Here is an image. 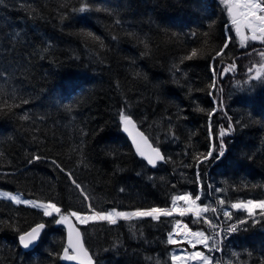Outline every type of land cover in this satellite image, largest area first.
<instances>
[{
	"label": "trees",
	"instance_id": "16d2710c",
	"mask_svg": "<svg viewBox=\"0 0 264 264\" xmlns=\"http://www.w3.org/2000/svg\"><path fill=\"white\" fill-rule=\"evenodd\" d=\"M226 26L216 0H0V194L52 200L62 212L169 208L175 195L207 196L217 185L227 205L264 200V87L233 100L236 134L224 157L194 159L216 143L210 65L235 54ZM226 35V54L213 61ZM193 48L197 58L181 62ZM121 109L167 162L151 169L136 155ZM34 155L43 159L29 163ZM57 219L0 197V264H65ZM177 219L188 221L174 213L81 230L95 264H171L176 246L166 241ZM40 223L39 246L24 252L19 235ZM229 241L245 264H264V217L247 218Z\"/></svg>",
	"mask_w": 264,
	"mask_h": 264
},
{
	"label": "snow or ice",
	"instance_id": "6c2138e0",
	"mask_svg": "<svg viewBox=\"0 0 264 264\" xmlns=\"http://www.w3.org/2000/svg\"><path fill=\"white\" fill-rule=\"evenodd\" d=\"M222 3L226 6L227 14L230 17V26H226L228 31L234 29L236 35L242 45H245L248 41H260L264 43V0H222ZM90 8V5L83 4L78 11L83 13ZM101 9H97L99 11ZM119 23V21H117ZM246 31L250 35L246 34ZM81 34L86 38H90L95 41H100L101 46L103 42L99 36H96L92 31H81ZM175 35V33H173ZM195 35V33H192ZM116 39V37H113ZM233 39L232 36L226 35L225 42L221 48H219L215 55L211 57L213 61L216 58L222 57L226 54L225 50L229 47V43ZM147 46V45H146ZM261 58V62L258 66L249 67L247 71L252 73L255 68V77H249L250 79L261 78V74L264 73V49L257 50L252 49ZM198 50L193 48L190 54L182 57L181 62L184 60H192L197 58ZM235 64H230L227 68L217 71L214 65H210L211 71L213 73L212 83L209 85L210 88H216L217 80L222 77L228 71L235 70ZM211 95V92L209 93ZM21 103L27 104V100H23ZM19 107V105H15ZM11 106H9V111ZM216 109H213L209 113L211 117ZM23 120H28L29 116L27 114L20 117ZM119 119L123 125L124 131L132 137L133 143L136 146L137 153L143 157L148 165L156 167L158 162H167L170 158L166 157L160 150L159 147H154L149 143V140L142 132L136 131V124L130 114H128L126 109H121L119 112ZM229 123L227 128L221 127L219 132V143H212L209 150L206 153L199 154L194 157L197 165L207 164L210 161L219 160L224 155L225 145L223 141V136L226 134L227 130L232 129V121L229 117ZM43 157L33 156L28 162L32 163L34 160H40ZM55 164L56 161H53ZM57 167L61 168V171H65L59 164ZM71 179V182L75 185L77 189H81V185L76 182L71 172L66 173ZM197 183L203 186V178L199 172H197ZM82 190V189H81ZM123 191V189H121ZM216 192L222 191V189L216 188ZM11 200L19 203L30 204L32 207H39L43 209L44 215L53 217L58 216L59 219L55 220L57 224H68V236H67V246L63 249L61 258L68 261H78L79 264H94L93 256L89 254V251L84 248L81 241V232L79 228L70 222V217L75 218L80 225H87L91 222H106L110 225H116L119 221H132L133 219L151 218L152 220L159 221L161 217H172L173 214H177L179 217H184L186 215L192 214L194 216L195 222H203L208 224L209 227L217 229L218 224L213 223L211 219L204 216L210 210V205L200 206L197 202L200 201L201 197L199 194L193 196L192 194H182L175 195L172 197L171 204L169 208L161 207H149L147 209L138 208L133 211H122L116 208L112 209H96L94 205L89 204L87 208L83 211H71L62 212L61 208L56 202L49 200L44 203H39L30 200H21L17 196H10ZM90 199L85 196V200ZM183 201V206H178V202ZM220 205L225 204L224 199L218 200ZM231 209L244 210L247 213V217H255L259 215L264 217V200H247L232 203L230 205ZM257 209L260 211L257 212ZM212 212H216L217 209L211 208ZM224 217L231 219L232 212L225 211L223 213ZM247 222V218L241 219L237 224H244ZM254 222H258L255 221ZM237 224L229 225L228 231L235 232L238 230ZM45 227L43 223L37 224L32 227L29 231H24L18 237L19 243L25 248H29L39 237L40 231ZM222 235L221 232L206 233L204 230L193 231L187 223H182L181 220L177 219L174 224V231L170 232L167 238V244L169 245H181L187 242L191 246V251L188 249H181L180 252H174L170 256L171 264H191V262H196V264H220L219 261H214V258L210 253L222 251L220 248L219 237ZM197 246H202L206 251L196 250ZM183 253V254H181ZM159 264V262H157Z\"/></svg>",
	"mask_w": 264,
	"mask_h": 264
},
{
	"label": "rangeland",
	"instance_id": "374dc122",
	"mask_svg": "<svg viewBox=\"0 0 264 264\" xmlns=\"http://www.w3.org/2000/svg\"><path fill=\"white\" fill-rule=\"evenodd\" d=\"M217 1L223 7V10H224L225 14L227 15V17H229V15L227 14V11H226L225 4L222 3V0H217ZM247 33H249V32L246 31V34ZM235 38L237 40L236 41V52L231 59L235 58L238 55V53L241 51L239 54L241 57V60L240 61L236 60L235 62H228L229 64H223L221 66L220 70L227 68L230 64H235V66H236L235 70L234 71H231V70L228 71L226 73V76L228 73H231L232 84L234 86H236L239 90H241L242 89V86H241L242 81H245L244 87L250 88L251 85L259 84L264 79H263V73L261 74V78H259V79H256V78L250 79L249 78V77H255V68H254L252 73H249L247 71V69L249 67L258 66L259 63L261 62V58L255 52L248 53L246 55V57H242V55H245V52H242V44L240 41H238L239 37L236 35ZM251 42L254 45L259 44V48H260V45L263 46V48H264V43H261L260 41H251ZM223 79H224L223 76L219 77L217 80L218 84L221 85V82H222L223 85H229V84L225 83L223 81ZM219 89H220L219 86H217L216 88H213V91H212L213 95L219 93ZM226 104H228V102ZM228 108L231 111L232 107L227 106L226 110ZM215 114H216V112H215ZM221 123H225V121H221ZM226 128H227V126H226ZM216 188L222 189V191H220V192L214 191V193L212 192L207 196H201L200 201H198L197 203L200 206H203V205H210L211 206L210 210L207 213H204L203 215L208 217L209 219H211L213 221V223L218 224L219 227L217 229H213V228L209 227L208 224H205L203 222H195L194 223L193 222L194 216L192 214L186 215V218H188V221L183 220V219H180V220L182 221V223H187L193 231L204 230L206 233H215L217 231L222 233V235L218 238L219 242H220V248L222 249V251H219V252L214 251V252L210 253V255L213 256L214 261H219L220 264H245L243 253L241 251L237 250L235 248V246L232 243H230V241H229L230 233H233V232H229L228 227H229V225L237 224V222L241 219H245L247 217V213L242 209L241 210L231 209L230 205H227L226 203L224 205H220L218 203V200L224 199V195H223L224 190H223L222 185H217ZM0 197L5 198V199H10L9 198L10 195L0 194ZM183 205H184L183 201L178 202V206H183ZM211 208H215V209H217V211L214 213L211 211ZM40 209L43 212V209L42 208H40ZM225 211L232 212V218L231 219L224 217L223 213ZM259 211L260 210L257 209V212H259ZM259 217L260 216L257 215L255 217H247V218L259 219ZM136 220H138V219H133L132 221H136ZM132 221H129V222H132ZM90 223H94V222L90 221L88 224H90ZM239 225L240 224H237V228L240 227ZM175 246L176 247L173 249L172 254H174V252H180L181 249H188L189 251L192 250L191 246L188 245L187 242H184L179 246H177V245H175ZM196 250L206 251L205 249L202 248V246H197ZM181 254H183V253H181ZM191 264H196V262H191Z\"/></svg>",
	"mask_w": 264,
	"mask_h": 264
},
{
	"label": "water",
	"instance_id": "95a60500",
	"mask_svg": "<svg viewBox=\"0 0 264 264\" xmlns=\"http://www.w3.org/2000/svg\"><path fill=\"white\" fill-rule=\"evenodd\" d=\"M217 1V0H216ZM218 2V1H217ZM219 3V2H218ZM221 6V5H220ZM222 7V6H221ZM222 9H223V7H222ZM224 11V10H223ZM225 13V12H224ZM226 15V14H225ZM226 17H227V15H226ZM230 17H227V19H228V21H229V23H230V19H229ZM233 31H234V29H233ZM248 34V33H247ZM248 35H250V34H248ZM236 37V33H235V31H234V38ZM236 39V38H235ZM238 41H240V40H238ZM223 64H221V66H222ZM221 66L220 65H218L217 66V71H219L220 69H221ZM224 75H226V73L224 74ZM224 75H223V77H224ZM263 75H264V73H263ZM217 84H218V82H217ZM218 86H219V88H220V85L218 84ZM217 94H219V93H217ZM212 101H213V104H214V107H215V109H216V116H217V121H218V129H217V135H216V142H217V144L219 143V132H220V129H221V127L223 126V127H225L226 128V126L228 125V123H229V119H227V122H225V123H221V121H224L225 120V118H226V115H227V111L228 110H226V108H227V106H231V103H232V100H226V101H224L223 102V104L221 105V104H219L218 103V101H217V98L213 95V97H212ZM228 102V104H226ZM229 109V108H228ZM231 118V121H232V129H230V130H227L226 131V134L223 136V141H224V145H225V151H224V155L226 154V151H227V149H228V145H229V143L231 142V140L235 137V134H236V127H235V122L233 121V118H232V116H231V114H229V116H228V118ZM136 124V123H135ZM122 131H123V133H124V135L128 138V140H129V142H130V144H131V146H132V148H133V150L135 151V153H136V155L138 156V157H140V158H142L144 161H145V163L147 164V162H146V160L143 158V157H141L138 153H137V151H136V146H135V144L133 143V139H132V137L131 136H129V134L127 133V132H125L124 131V128H123V125H122ZM136 131H139V132H142V131H140L139 129H138V127H137V125H136ZM144 134V133H143ZM144 136H146L145 134H144ZM149 140V139H148ZM149 143L150 144H152L151 142H150V140H149ZM224 155H223V157H224ZM223 157H221V158H223ZM165 162H158V164H157V166L156 167H152L151 165H148L151 169H156V168H158L161 164H164ZM70 222L71 223H73V224H75L78 228H79V230H80V232H81V241H82V243H83V245H84V248L86 249V247H85V243H84V238H83V233H82V230H81V227L83 226L84 227V225H80L79 223H77V221H75V218H72V217H70ZM59 226H61L64 230H65V234H66V246H67V236H68V224H58ZM88 225V224H87ZM87 225H85V226H87ZM45 229H46V226L40 231V235H39V237H38V239L32 244V245H30L29 246V248H27V249H25L20 243V247H21V249L24 251V252H30V251H33L34 249H36L38 246H39V244H40V242H41V239H42V237H43V234H44V231H45ZM89 254H90V252H89ZM91 255V254H90ZM63 261H64V263L65 264H79V262L78 261H68V260H64L63 259ZM95 264V263H94Z\"/></svg>",
	"mask_w": 264,
	"mask_h": 264
},
{
	"label": "flooded vegetation",
	"instance_id": "af4514ba",
	"mask_svg": "<svg viewBox=\"0 0 264 264\" xmlns=\"http://www.w3.org/2000/svg\"><path fill=\"white\" fill-rule=\"evenodd\" d=\"M231 31H232V34H233V37H234V32H233V30H231ZM234 40H235V49H236V41L237 40L235 38H234ZM252 49L261 50V49H264V48L261 45H260V48H259V44H255L254 45V44H252L251 41H248L245 45H242V52H245V55H242V57H246V55L248 53H253ZM235 52H236V50H235ZM240 52L238 53V55L235 58L231 59L232 57H230L228 60L221 61L220 64H218V65L221 66V64H229L228 62H235L236 60L240 61L241 60V57L239 55ZM263 79H264V75H263ZM231 80H232L231 73H228L227 76L224 75L223 81L225 83L229 84V85H223L222 82H221L220 89H219V94H214V96L217 98L218 103L221 104V105L223 104L224 101H226V100H232L233 101L235 98H237L238 95L244 94V93L250 91L251 89L264 87V80H262L259 84L251 85L250 88L244 87L245 81H242L241 82L242 89L239 90L236 86H234L232 84ZM227 110H228L227 111V115H226V118L224 120L225 122H227L228 116L230 114V109H227Z\"/></svg>",
	"mask_w": 264,
	"mask_h": 264
},
{
	"label": "clouds",
	"instance_id": "9594fccd",
	"mask_svg": "<svg viewBox=\"0 0 264 264\" xmlns=\"http://www.w3.org/2000/svg\"><path fill=\"white\" fill-rule=\"evenodd\" d=\"M212 97H213V95H212ZM233 103H234V102L232 101V103H231V106H230V107H232ZM201 196H202V195H200V197H201ZM183 218H185V217H183ZM240 225H241V224H240ZM240 225H239V226H240ZM82 227H83V226H82Z\"/></svg>",
	"mask_w": 264,
	"mask_h": 264
}]
</instances>
